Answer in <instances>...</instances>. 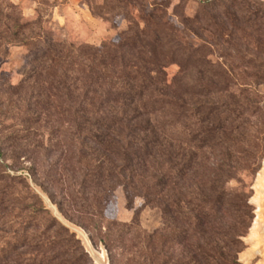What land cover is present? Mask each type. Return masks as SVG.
Masks as SVG:
<instances>
[{"label":"trees","instance_id":"16d2710c","mask_svg":"<svg viewBox=\"0 0 264 264\" xmlns=\"http://www.w3.org/2000/svg\"><path fill=\"white\" fill-rule=\"evenodd\" d=\"M195 1L198 13L181 20L182 45L159 25L146 24L142 30L124 34L134 50L149 47L152 55L171 39L170 60L163 54L152 63L154 79L139 68L119 76L118 44L104 42L99 48L74 50L52 40L37 22L16 20L7 28L9 44L27 48L29 64L48 65L42 72L76 66L83 75L96 78L98 86L108 88L101 106L109 109L100 118L82 114L69 143L55 132L44 144L32 129L40 119L32 117L25 122L30 128L23 138L9 139L7 149H19L21 158L30 159L28 174L33 183L57 202L66 220L89 233L95 246H104L110 264L117 244L118 263L132 250L141 259L126 264H240L238 255L245 249L242 238L253 220L248 203L251 191H229L227 185L236 180L239 170L255 176L261 168L264 106L259 105L264 98L250 87L242 88L237 97L230 94L232 73L214 71L192 42L205 35L209 44L217 45L224 35L235 37L240 30L264 42V4L260 0ZM168 65H176L188 76L176 96L180 104L161 94L168 88L164 75ZM244 67L254 72L249 76L254 85L264 89V60H249ZM57 89L65 90V85L59 83ZM91 93H101L100 86ZM166 109L164 117L175 119V124H159L157 116ZM175 126L187 132V141L173 144L167 138ZM205 151L217 155L208 178L201 176ZM40 175L38 183L35 177ZM6 180L11 184L0 188V213L7 212L21 223L4 224L6 218H0V264H92L74 235L50 218L22 176H6L0 182ZM116 186L127 193L128 206L132 194L145 206L159 209L163 227L146 234L136 222L106 220L104 211ZM17 191L21 195L14 198ZM16 207L19 213L13 214ZM115 226L118 238L112 236ZM40 228L43 232L37 235Z\"/></svg>","mask_w":264,"mask_h":264},{"label":"rangeland","instance_id":"374dc122","mask_svg":"<svg viewBox=\"0 0 264 264\" xmlns=\"http://www.w3.org/2000/svg\"><path fill=\"white\" fill-rule=\"evenodd\" d=\"M260 2L264 4V0ZM199 7L195 0H0V179L6 176H22L38 196L50 218L74 235L92 264H110L104 246L101 244L95 246L86 230L63 217L56 205L57 202H52L33 183L32 177L28 174L32 168L30 159L21 158L19 149L16 152L8 150L7 141L11 138L22 139L24 130L30 128L25 122L36 117L40 119V125L32 129L41 136L44 144L47 145V137L55 132L59 133L65 143H69L70 136L74 133V124L82 120V114L100 118L109 109L108 106H101L108 88L100 83L101 93L92 96L91 92L99 89L95 83L96 78L83 75L76 66L62 68L58 72L51 71L49 74L42 72L48 65L29 64L26 58L27 48L10 45L7 28L16 20L37 22L52 40L63 42L74 50L81 47L99 48L104 42L118 44L119 76L139 68L148 71L154 79L156 67L152 63L155 62V57H161L163 54L162 57L170 60L171 43L168 42L171 39L162 48H157L152 55L147 52L149 47L142 52L134 50L130 46L131 42L124 40V34L129 29L142 30L146 24L150 27L159 25L164 26L172 38L182 45L185 36L181 20L194 16L198 13ZM202 36L201 39H194L192 44L202 49L207 61L214 66V71L232 73L233 80L229 85V93L237 97L242 88L250 87V91L257 92L264 98V89L255 86L249 79L254 72L244 67L249 60L257 62L264 60V42L251 39L241 30L235 37L224 35L223 40L217 45L209 44V39L205 35ZM164 75L168 88L165 91L162 89L161 94H167L168 100L180 104L176 96H179V86L187 81L188 76L176 65L164 68ZM59 83L65 85V90L57 89ZM86 91H89V94L83 99ZM223 99L226 100L227 96ZM259 106H264V99ZM164 111L157 116L159 124L162 126H166L167 123L175 124V119L164 117L167 109ZM167 138L176 144V141L182 143L189 137L182 127L175 126L174 129L168 130ZM56 155L57 153H54L51 160H54ZM216 156V153L211 151L204 152L202 158L204 170L201 172L204 178L211 174L217 162ZM260 167L255 176L250 175L251 172L239 170L236 180L227 185L229 191H251L248 203L253 209V220L246 236L242 238L245 249L238 255L240 264H264V152ZM35 180L41 183L42 176L35 177ZM10 184L7 180L0 182V188ZM18 195H21V191H17L14 198H18ZM126 195L122 187L114 188L113 196L108 199L104 211L106 220L125 224L136 222L140 231L146 234L163 227L159 209L145 206L141 198L132 194H129L131 198L128 206ZM19 210L20 207H16L13 214L19 213ZM8 215L7 212L0 213V218H6L3 220L4 224L8 221H13L14 224L21 223L19 219ZM115 227L116 231L112 236L118 238V226ZM36 232L37 235L42 234L43 228ZM47 238L48 243L51 235ZM118 252L117 244L113 251L115 255L113 264L141 260L132 250L125 252L118 263Z\"/></svg>","mask_w":264,"mask_h":264}]
</instances>
